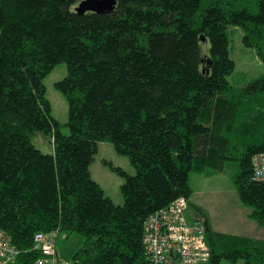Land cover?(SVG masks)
Masks as SVG:
<instances>
[{
    "label": "trees",
    "instance_id": "obj_1",
    "mask_svg": "<svg viewBox=\"0 0 264 264\" xmlns=\"http://www.w3.org/2000/svg\"><path fill=\"white\" fill-rule=\"evenodd\" d=\"M83 1L0 0V229L19 250L11 264H33L42 256L35 235L56 234L57 246L61 231L85 238L72 264H149L150 216L189 199L191 173L219 172L233 159L243 103L228 81L229 25L246 30L264 63V0H116L103 13L77 11ZM60 62L68 72L55 86L69 103V135L43 81ZM245 90L264 92V75ZM36 131L51 137L52 153L32 144ZM106 141L136 171L106 162L125 178L122 205L91 176ZM262 150L264 138L245 143L235 184L264 226V182L252 165ZM205 224L211 264H264V251L219 253Z\"/></svg>",
    "mask_w": 264,
    "mask_h": 264
},
{
    "label": "rangeland",
    "instance_id": "obj_2",
    "mask_svg": "<svg viewBox=\"0 0 264 264\" xmlns=\"http://www.w3.org/2000/svg\"><path fill=\"white\" fill-rule=\"evenodd\" d=\"M227 33L229 54L235 62V70L228 76V81L236 89L233 94L241 100L236 101L243 103L240 105L238 115V132L233 137L236 147L232 150L233 159L226 162L224 170L206 174L191 173L192 192L188 199L186 218L188 223L204 222L209 225L211 230L209 235L215 241L219 253L245 250L257 256L260 251H264V226L252 217L255 208L240 201L235 177L240 168L239 158L244 151L245 143L257 144L264 138V92L251 93L245 90L250 82L264 75V63L260 59L258 47L245 44L246 30L229 25ZM201 46L202 53L208 54L210 43L203 42ZM67 72V64L60 62L43 79L46 97L52 107V116L62 124L61 131L65 135L70 134L67 125L69 103L64 93L56 88L55 83L62 80ZM30 140L43 153L53 152L51 137L46 133L36 131ZM106 162L121 167L132 175L136 172L135 168L129 157L118 153L111 142L98 144V152L90 165L91 176L115 204L122 205L124 203L122 185L125 178ZM84 241L85 238L78 233L61 231L57 237L60 261L70 262ZM245 260L246 258L242 257L236 261L222 257V264H243Z\"/></svg>",
    "mask_w": 264,
    "mask_h": 264
},
{
    "label": "built area",
    "instance_id": "obj_3",
    "mask_svg": "<svg viewBox=\"0 0 264 264\" xmlns=\"http://www.w3.org/2000/svg\"><path fill=\"white\" fill-rule=\"evenodd\" d=\"M252 165L254 179L264 182V150L253 155ZM188 205V198L178 197L146 222L143 245L149 264H211L207 226L204 222L188 223ZM56 236L52 233L35 235V249L42 256L33 264H72L60 261ZM18 254L11 236L0 229V264L13 263Z\"/></svg>",
    "mask_w": 264,
    "mask_h": 264
},
{
    "label": "water",
    "instance_id": "obj_4",
    "mask_svg": "<svg viewBox=\"0 0 264 264\" xmlns=\"http://www.w3.org/2000/svg\"><path fill=\"white\" fill-rule=\"evenodd\" d=\"M116 3V0H85L81 2L79 7H77V11H93L97 13H103L113 10L116 6Z\"/></svg>",
    "mask_w": 264,
    "mask_h": 264
},
{
    "label": "crops",
    "instance_id": "obj_5",
    "mask_svg": "<svg viewBox=\"0 0 264 264\" xmlns=\"http://www.w3.org/2000/svg\"><path fill=\"white\" fill-rule=\"evenodd\" d=\"M71 260V259H70Z\"/></svg>",
    "mask_w": 264,
    "mask_h": 264
}]
</instances>
